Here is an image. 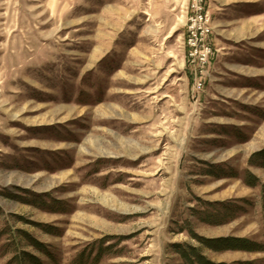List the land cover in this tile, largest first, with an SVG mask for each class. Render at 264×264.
Listing matches in <instances>:
<instances>
[{
	"label": "rangeland",
	"instance_id": "374dc122",
	"mask_svg": "<svg viewBox=\"0 0 264 264\" xmlns=\"http://www.w3.org/2000/svg\"><path fill=\"white\" fill-rule=\"evenodd\" d=\"M191 2L0 0V264H264L192 235L264 245V0H207L198 99Z\"/></svg>",
	"mask_w": 264,
	"mask_h": 264
},
{
	"label": "built area",
	"instance_id": "2783aa9c",
	"mask_svg": "<svg viewBox=\"0 0 264 264\" xmlns=\"http://www.w3.org/2000/svg\"><path fill=\"white\" fill-rule=\"evenodd\" d=\"M212 22L207 0H192L188 13L185 44L187 62L196 92L195 99L204 93L209 69L218 53L212 40Z\"/></svg>",
	"mask_w": 264,
	"mask_h": 264
},
{
	"label": "trees",
	"instance_id": "16d2710c",
	"mask_svg": "<svg viewBox=\"0 0 264 264\" xmlns=\"http://www.w3.org/2000/svg\"><path fill=\"white\" fill-rule=\"evenodd\" d=\"M259 180L256 176L252 174H248L247 184L252 187L257 186ZM198 241L203 243L208 248L221 252V251H246V252H264V245H260L256 242L240 239V238H232V239H219V240H208L202 237H199L196 234H192ZM176 250L179 252L181 259L184 264H216L209 260L206 256H204L200 249L192 246H183L176 245ZM29 261L36 260L30 258ZM226 264V263H222Z\"/></svg>",
	"mask_w": 264,
	"mask_h": 264
},
{
	"label": "crops",
	"instance_id": "0c3cea01",
	"mask_svg": "<svg viewBox=\"0 0 264 264\" xmlns=\"http://www.w3.org/2000/svg\"><path fill=\"white\" fill-rule=\"evenodd\" d=\"M190 73H191V71H190Z\"/></svg>",
	"mask_w": 264,
	"mask_h": 264
}]
</instances>
